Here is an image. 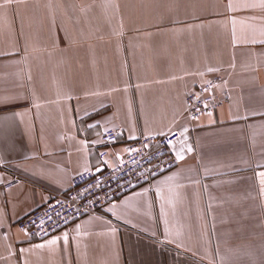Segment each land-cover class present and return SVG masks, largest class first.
<instances>
[{"label": "crops", "instance_id": "crops-1", "mask_svg": "<svg viewBox=\"0 0 264 264\" xmlns=\"http://www.w3.org/2000/svg\"><path fill=\"white\" fill-rule=\"evenodd\" d=\"M213 77L228 102L190 119L185 95ZM0 122V264H264V0H14ZM172 130V168L42 239L16 227Z\"/></svg>", "mask_w": 264, "mask_h": 264}, {"label": "built area", "instance_id": "built-area-1", "mask_svg": "<svg viewBox=\"0 0 264 264\" xmlns=\"http://www.w3.org/2000/svg\"><path fill=\"white\" fill-rule=\"evenodd\" d=\"M217 82L218 77H213L185 95L186 113L190 119L210 113L228 102L227 90L218 89ZM180 136V131L172 130L162 135H142L128 140L125 148L137 151L125 152L123 158L114 164L103 163L96 170L88 169L76 173L64 193L20 218L16 227L26 232L31 239H42L72 220L95 211L130 189L172 168L176 164L174 147ZM99 139L102 144L99 157L102 159L107 155L106 147L116 142L117 132L114 128H105ZM169 140L172 141V147L169 146ZM144 145L149 146L145 148ZM17 181V178H13L8 186ZM97 181L102 182V187H96ZM41 221H44L43 226Z\"/></svg>", "mask_w": 264, "mask_h": 264}, {"label": "snow or ice", "instance_id": "snow-or-ice-1", "mask_svg": "<svg viewBox=\"0 0 264 264\" xmlns=\"http://www.w3.org/2000/svg\"><path fill=\"white\" fill-rule=\"evenodd\" d=\"M13 2H14V0H2V2H0V9H6V8L10 7L13 4ZM228 7L231 9V8H233V5L229 4ZM245 7H247V5H245ZM4 126H5V122H0V128H3ZM168 143H169L170 147L173 146L171 140H169ZM148 146L149 145H144L145 148H147ZM125 151L128 153H131V152L137 151V150L136 149H126ZM192 151H193V149L191 146L186 147V152L190 153ZM176 159L177 160L184 159L183 152H181V154L177 155ZM258 175L261 177V184H264V172H260V173H258ZM169 179H172V178L170 177ZM96 187L97 188L102 187V182L97 181ZM56 215H59V213H56ZM43 224H44V221H41V226H43ZM113 231H115V230L113 229ZM58 239H59V237H55L53 239H50L47 243L49 245H55L57 243ZM64 241H65V243H67V241H68V234L67 233H64ZM39 247H44V245H39Z\"/></svg>", "mask_w": 264, "mask_h": 264}, {"label": "rangeland", "instance_id": "rangeland-1", "mask_svg": "<svg viewBox=\"0 0 264 264\" xmlns=\"http://www.w3.org/2000/svg\"><path fill=\"white\" fill-rule=\"evenodd\" d=\"M85 9H87V10H88V8H85Z\"/></svg>", "mask_w": 264, "mask_h": 264}]
</instances>
